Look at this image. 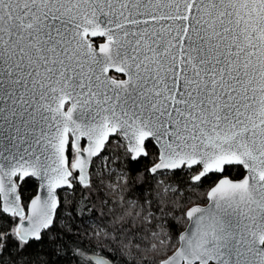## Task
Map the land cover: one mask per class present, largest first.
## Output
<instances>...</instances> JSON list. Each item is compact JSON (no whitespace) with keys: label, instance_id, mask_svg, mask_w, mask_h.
<instances>
[{"label":"snow or ice","instance_id":"obj_1","mask_svg":"<svg viewBox=\"0 0 264 264\" xmlns=\"http://www.w3.org/2000/svg\"><path fill=\"white\" fill-rule=\"evenodd\" d=\"M0 145V256L264 264V0H0Z\"/></svg>","mask_w":264,"mask_h":264},{"label":"trees","instance_id":"obj_2","mask_svg":"<svg viewBox=\"0 0 264 264\" xmlns=\"http://www.w3.org/2000/svg\"><path fill=\"white\" fill-rule=\"evenodd\" d=\"M115 148V146H112ZM115 155L120 156L123 158V151L122 150H115ZM147 164L146 160H141L138 164H131L129 167L133 169L132 175L135 176L137 170L142 169ZM116 167H120V163L117 162ZM238 171L233 169L230 173L232 176H238ZM36 185L34 181H29L27 184L23 186V198L28 199L31 198L33 195L36 194L35 192ZM88 190L77 188L76 195L74 197H68L70 200H79L81 195H87ZM60 195L64 196V193L60 191ZM93 200H95V197H93ZM203 204V201H201ZM61 214V217L64 218V213L66 212L65 208H61L58 210ZM67 222V221H66ZM182 230V229H181ZM53 231H56L55 229ZM65 241L69 245L73 243L74 240H81V247H87L89 244V241L84 239L83 237H72L65 235L64 237ZM51 243L47 237L42 243H34L28 248L25 249L24 252L19 253V256H24L28 258L29 264H53L55 261V264H78V261L75 259H64L63 261L56 260V257L53 254ZM18 255L14 254V242L9 241L8 248L5 249L3 256H0V264H13L14 261L18 259Z\"/></svg>","mask_w":264,"mask_h":264},{"label":"flooded vegetation","instance_id":"obj_3","mask_svg":"<svg viewBox=\"0 0 264 264\" xmlns=\"http://www.w3.org/2000/svg\"><path fill=\"white\" fill-rule=\"evenodd\" d=\"M97 39H100L101 42H102V38H97ZM118 78H119V74H115Z\"/></svg>","mask_w":264,"mask_h":264},{"label":"water","instance_id":"obj_4","mask_svg":"<svg viewBox=\"0 0 264 264\" xmlns=\"http://www.w3.org/2000/svg\"><path fill=\"white\" fill-rule=\"evenodd\" d=\"M84 142L82 141V144H83ZM0 147H3V145H0ZM58 193L60 194V190H58Z\"/></svg>","mask_w":264,"mask_h":264}]
</instances>
